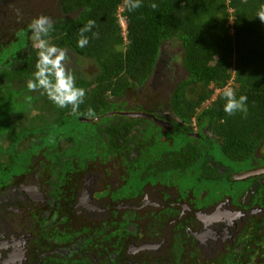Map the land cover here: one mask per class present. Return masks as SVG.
Returning <instances> with one entry per match:
<instances>
[{
    "label": "trees",
    "instance_id": "obj_1",
    "mask_svg": "<svg viewBox=\"0 0 264 264\" xmlns=\"http://www.w3.org/2000/svg\"><path fill=\"white\" fill-rule=\"evenodd\" d=\"M56 2L50 14L54 31L48 39L73 54L69 67L77 86L86 89V96L73 114L70 106H56L42 89L29 93L27 82L34 78L38 50L31 47L29 27L18 25L10 31L14 42L7 41L6 47L0 43V138L7 141L3 148L0 143V153L7 157L0 161V186L27 173L33 161L44 162L51 165L50 171H56L57 195L74 199L79 177L89 162H104L109 155L122 158L120 154L127 152L132 146L129 141H133L141 155L136 166H127L130 184H138L140 173L151 170L147 164L163 152L167 154L165 163L177 159L181 189L199 186L209 196L220 197L227 184L239 196L254 183L257 190L248 195L254 203L264 204V183L257 181L258 176L229 179L264 166V22L256 17L264 0H142V6L132 12L124 0ZM153 3L158 5L156 9L150 7ZM118 16L124 20V34ZM90 19L95 20V26L85 33L88 45L80 48L79 29ZM94 32L99 33L98 38L93 37ZM167 43L180 47L185 73L169 79L172 89L165 100L157 96L152 102L140 95L151 102L144 107L130 106L126 101L137 98V89L149 88ZM13 58L18 64L11 65ZM86 70L92 76H86ZM229 87L237 98L247 96V114L224 111L222 93ZM162 105L188 126L175 124L172 132H166L152 120L117 114L125 110L153 113ZM89 108L97 118L82 120L88 117ZM33 110L38 112L29 116ZM13 117L27 121L17 130L11 124ZM192 118L200 130L208 128L212 136L196 142L187 133L192 130ZM218 166L225 167L226 173H219ZM262 232L254 231V242H262ZM39 264L90 263L84 257L46 255Z\"/></svg>",
    "mask_w": 264,
    "mask_h": 264
},
{
    "label": "flooded vegetation",
    "instance_id": "obj_2",
    "mask_svg": "<svg viewBox=\"0 0 264 264\" xmlns=\"http://www.w3.org/2000/svg\"><path fill=\"white\" fill-rule=\"evenodd\" d=\"M33 1L0 0L2 47L7 41L14 42L10 31L18 25L28 28L35 18ZM53 1L40 0L42 7L35 13L51 18ZM32 35L30 30L29 38ZM16 64L18 60L13 58L11 65ZM156 66L150 84L154 88L158 73L167 69L164 62ZM169 90L165 89L167 95ZM126 102L144 107L151 101ZM162 106L152 109L153 113L125 110L117 114L133 118L140 116L124 112H144L150 117L142 119L152 120L163 131L172 132L175 124L188 126ZM190 124L192 130L187 133L196 142L212 136L208 128L200 130L195 118ZM129 144V150L120 154L122 158L109 155L104 162H89L79 177L74 199L57 195L56 171H50L51 165L44 162L33 161L17 182L0 186V264H39L46 255L84 257L90 264H264V239L254 242V231H264V204L254 203L248 195L257 185H249L239 196L227 184L220 197L209 196L199 186L181 189L177 159L165 163L167 154L163 152L147 164L151 170L140 173L138 184H130L127 166L138 164L141 148L133 141ZM251 170L258 171L252 176L264 183V166ZM218 172L226 173L225 167L218 166ZM200 176L205 178L203 173Z\"/></svg>",
    "mask_w": 264,
    "mask_h": 264
},
{
    "label": "clouds",
    "instance_id": "obj_3",
    "mask_svg": "<svg viewBox=\"0 0 264 264\" xmlns=\"http://www.w3.org/2000/svg\"><path fill=\"white\" fill-rule=\"evenodd\" d=\"M247 3V0H243ZM129 12H132L142 6V0H124ZM156 9L155 3L150 5ZM256 17L264 22V5H261ZM95 20H89L86 25L79 29L78 47L84 48L89 43V37L85 33L91 32L95 26ZM32 30V39L34 47L38 50V59L35 65L36 71L33 73V79L27 82V88L31 91L42 89V94L47 97L59 108H68L70 106L73 114L79 111L80 105L84 102L86 89L77 86L76 75L69 67L70 56L66 48L51 43L48 39L50 33L54 31L53 21L47 15H40L33 18L28 25ZM93 37L98 38L99 33L94 32ZM157 65V63H156ZM157 67V66H156ZM226 99L224 111L228 115L236 112L247 114L246 95H240L238 98L232 88H225L222 93ZM86 116L95 118L96 113L89 108Z\"/></svg>",
    "mask_w": 264,
    "mask_h": 264
},
{
    "label": "rangeland",
    "instance_id": "obj_4",
    "mask_svg": "<svg viewBox=\"0 0 264 264\" xmlns=\"http://www.w3.org/2000/svg\"><path fill=\"white\" fill-rule=\"evenodd\" d=\"M39 1L40 0H34L33 1V9H34L33 13L35 15H36L35 12H38L39 8L42 7V3H40ZM39 3L41 4V6H38ZM54 5H55V0L53 1V4H52V2H50V8H53ZM119 12H120V9H117L116 14H118ZM118 19H119L120 27L122 28V32L124 34V32H125V30H123L124 29V20L121 18V16H118ZM30 38H31V47H32V49L36 50V48L34 47V41L32 39V36ZM169 44L170 43L164 44V47H162L158 61H157L158 67L162 64V62H164L167 66L166 67L167 69L164 71L162 70L160 73H158L157 80H154V85L156 86V88H154L152 85H150L151 81H152L150 79V81H149L150 86H147V87H149L148 89L147 88L145 90H143V89L141 90V88H139V90L137 89V91L140 93L136 94L138 96L135 100H145L146 99V98L140 99L139 95H142L143 97H147V98L149 97L152 100V102L157 99V96H159L160 98L162 97L164 100L167 96L165 89L168 87V90H169V85H168L169 84V78L171 79V78L175 77V79H177V77H180L185 73L183 65L181 63V59H180L181 57L179 55L180 47H178L177 44L174 45L175 43H172L171 45H169ZM68 53H69V56L71 58L70 64H73V57H72L73 54H71V52H68ZM165 57H166V60L164 59ZM70 64H69V66H70ZM85 75L86 76H92L91 71L86 70ZM165 76H167V77H165ZM160 82H161V84H159ZM29 93H32L31 90L29 91ZM146 100H148V99H146ZM37 112H38L37 110H33V111H31L29 116H32L33 114H35ZM25 119H26L25 117H21L18 120H16L13 117L11 120V124L17 130H19L21 128V126L24 123H26L27 120H25ZM29 122H30V120H28V123ZM0 143L2 145L1 146L2 148L7 146V141L5 139L0 138ZM26 145H27V141L25 140L24 143H22V146L24 147ZM1 158H7L6 154H0V159Z\"/></svg>",
    "mask_w": 264,
    "mask_h": 264
},
{
    "label": "water",
    "instance_id": "obj_5",
    "mask_svg": "<svg viewBox=\"0 0 264 264\" xmlns=\"http://www.w3.org/2000/svg\"><path fill=\"white\" fill-rule=\"evenodd\" d=\"M124 115L140 116V117L148 116V117H150L149 114H146L144 112H128V113L124 112ZM260 171H262V169H260ZM255 172H258V171L249 170V171L241 172V173H238V174L234 175L233 178L234 179H242V178H245V177H247L249 175L254 174Z\"/></svg>",
    "mask_w": 264,
    "mask_h": 264
}]
</instances>
